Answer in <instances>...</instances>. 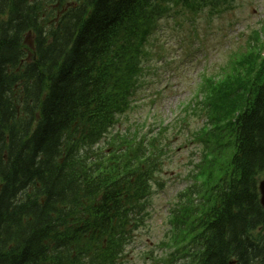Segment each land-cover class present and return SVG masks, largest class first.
<instances>
[{
	"label": "trees",
	"instance_id": "16d2710c",
	"mask_svg": "<svg viewBox=\"0 0 264 264\" xmlns=\"http://www.w3.org/2000/svg\"><path fill=\"white\" fill-rule=\"evenodd\" d=\"M45 1L0 0V264H122L163 150L150 134L114 135L147 44L177 11L221 15L236 0ZM242 62L227 84L197 89L211 130L203 191L170 211L182 264H264V64L245 79Z\"/></svg>",
	"mask_w": 264,
	"mask_h": 264
},
{
	"label": "rangeland",
	"instance_id": "374dc122",
	"mask_svg": "<svg viewBox=\"0 0 264 264\" xmlns=\"http://www.w3.org/2000/svg\"><path fill=\"white\" fill-rule=\"evenodd\" d=\"M45 4L44 11L48 13ZM235 6L221 15L177 11L171 19L159 22V31L147 44L150 52L142 63V85L134 94L130 109L120 117L114 135L150 134L163 150L148 217L132 235L122 264L183 263L179 255L172 256L175 247L169 231L170 211L189 188L203 191L200 140L211 130L199 112L200 94L197 97L194 93L202 77L210 80V89L227 84V77L245 59L252 58L248 63L242 62L251 72L245 79L253 78L264 64V0H236ZM247 65L243 68L247 69ZM244 70H239L242 83ZM242 90L243 87L239 91ZM201 100L204 101L203 95ZM236 109L233 99L218 121H230ZM224 132L225 141L228 131ZM262 180L264 174L259 181Z\"/></svg>",
	"mask_w": 264,
	"mask_h": 264
},
{
	"label": "water",
	"instance_id": "95a60500",
	"mask_svg": "<svg viewBox=\"0 0 264 264\" xmlns=\"http://www.w3.org/2000/svg\"><path fill=\"white\" fill-rule=\"evenodd\" d=\"M259 193H260V203L264 208V181H261L258 186Z\"/></svg>",
	"mask_w": 264,
	"mask_h": 264
}]
</instances>
